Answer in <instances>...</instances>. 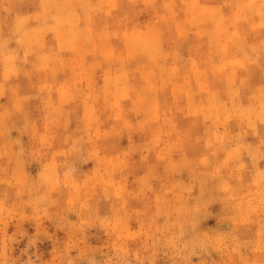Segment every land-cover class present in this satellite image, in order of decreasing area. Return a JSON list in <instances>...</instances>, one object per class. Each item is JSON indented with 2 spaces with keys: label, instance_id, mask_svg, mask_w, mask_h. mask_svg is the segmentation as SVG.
<instances>
[{
  "label": "clouds",
  "instance_id": "clouds-1",
  "mask_svg": "<svg viewBox=\"0 0 264 264\" xmlns=\"http://www.w3.org/2000/svg\"><path fill=\"white\" fill-rule=\"evenodd\" d=\"M0 264H264V0H0Z\"/></svg>",
  "mask_w": 264,
  "mask_h": 264
},
{
  "label": "rangeland",
  "instance_id": "rangeland-1",
  "mask_svg": "<svg viewBox=\"0 0 264 264\" xmlns=\"http://www.w3.org/2000/svg\"><path fill=\"white\" fill-rule=\"evenodd\" d=\"M31 171L33 172V174H35V171H36L35 166H33ZM218 209H219V205H214L213 206V211H217ZM208 223L209 224H214L215 221H214V219H211V220L208 221ZM26 227L28 228L29 234H31V233H33L35 231L34 227H31V226H28V225H26ZM26 243H27V239L21 241L20 247H23ZM37 247L44 254L43 258H47L48 250L50 248V244L47 241H45L44 243H39Z\"/></svg>",
  "mask_w": 264,
  "mask_h": 264
}]
</instances>
